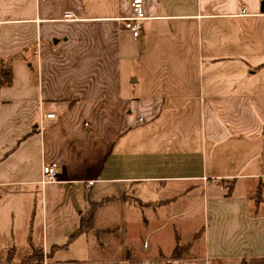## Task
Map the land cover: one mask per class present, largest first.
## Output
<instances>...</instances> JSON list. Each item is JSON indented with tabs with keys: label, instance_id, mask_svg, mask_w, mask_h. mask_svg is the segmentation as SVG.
I'll return each mask as SVG.
<instances>
[{
	"label": "crops",
	"instance_id": "1",
	"mask_svg": "<svg viewBox=\"0 0 264 264\" xmlns=\"http://www.w3.org/2000/svg\"><path fill=\"white\" fill-rule=\"evenodd\" d=\"M141 1L133 38L131 0H0L1 263L20 262L13 223L23 232L52 194L68 236L93 218L52 245L72 256L41 250L50 264H264V191L250 201L264 182V0ZM47 164L58 183L41 187ZM196 210L186 239L144 245ZM175 246L185 257L169 259Z\"/></svg>",
	"mask_w": 264,
	"mask_h": 264
},
{
	"label": "rangeland",
	"instance_id": "2",
	"mask_svg": "<svg viewBox=\"0 0 264 264\" xmlns=\"http://www.w3.org/2000/svg\"><path fill=\"white\" fill-rule=\"evenodd\" d=\"M229 185L230 183H227V186L225 188L229 187ZM223 192L227 193L226 190H224ZM36 198L37 199L35 201L34 206V215L32 212H30L31 216L29 218L27 227H25L23 232L19 231L18 223L16 221H14L13 223V232L15 234L16 244L18 245V248L23 247L20 249H16L17 254L15 259L19 261L21 257V260H24L31 254L29 252L27 256H24L26 251L29 249L25 248L26 246L28 247V243L26 242L27 238H29V243L32 242L35 244V246H37L35 247L36 249H40L48 253L49 251H52V255H54V257L57 259H65L66 257L72 256L70 253L64 252V249L66 247L61 250L62 248H55L54 246H52L53 244L62 246L66 243V238L68 235L63 229L65 218L67 215V213L65 212V207L61 202H59V198L57 199L56 197H54V195L52 196V194H45V200L43 201L42 198L39 197V195H37ZM41 204L43 205V211L45 213V222L43 220V226L42 214L40 213ZM172 207H174V205L169 206L168 208L165 207L160 208V210H157L156 212L158 218L156 221L165 222L170 215H175L177 212L176 210H173L174 208ZM196 213L197 210L191 212L190 214H186L184 215V217L181 218H170L169 222L167 223L169 226L149 237L148 241L145 240L144 245L150 246L151 243L154 242L155 238L167 240L169 238V233L173 230L175 231V233H180L182 237L181 240L186 239V237L184 236L192 232L193 228L195 227V224H199V218H196ZM187 221L191 224L189 225V227L186 226L184 228L183 225L184 223H187ZM113 237L114 236L110 237L111 240L113 239ZM133 239L134 238L131 236V234L127 233V237L125 238V240L129 241L132 245H134ZM100 241L107 242V237L100 236ZM112 242L115 241L112 240ZM68 252H71V250H69ZM43 260L44 259L42 254L39 264H42L41 262H43ZM18 263L19 262H11L10 264Z\"/></svg>",
	"mask_w": 264,
	"mask_h": 264
},
{
	"label": "trees",
	"instance_id": "3",
	"mask_svg": "<svg viewBox=\"0 0 264 264\" xmlns=\"http://www.w3.org/2000/svg\"><path fill=\"white\" fill-rule=\"evenodd\" d=\"M3 64V63H2ZM9 62L6 63L5 65L3 64L1 71H0V79L1 85H8L10 82L9 79ZM233 186V184H232ZM232 186L227 187L226 189V196L228 197V195L231 193V189ZM264 191V182L261 179L257 180L256 186L253 189V193L250 197V201L252 203V205L254 207L258 206V203L261 201V193ZM92 218H93V206H91L87 212L83 213L80 218H79V222H78V229L71 233L67 240H66V244L69 243V241H71L72 239H74L75 237L79 236V234L82 233H88L90 232L92 226ZM65 244V245H66ZM65 247V246H63ZM54 249V248H52ZM187 247H179V246H175L172 251H171V255H170V260H179L182 259L183 257H185V252H186ZM30 255L24 259V260H20V262L18 264H39V261L41 259L42 256V251L40 249H36V248H31L30 250ZM12 256L13 253L12 252H8L5 256V261L4 263L0 264H10L12 262Z\"/></svg>",
	"mask_w": 264,
	"mask_h": 264
},
{
	"label": "built area",
	"instance_id": "4",
	"mask_svg": "<svg viewBox=\"0 0 264 264\" xmlns=\"http://www.w3.org/2000/svg\"><path fill=\"white\" fill-rule=\"evenodd\" d=\"M130 15L131 17L123 19V28L124 30H127L130 34L131 37L136 38L139 35L140 32V24L142 21L146 20L145 16L143 15L142 12V1L141 0H131L130 5ZM54 119V115L51 113H45V115H41L39 118V125L38 128L42 129L44 127V121L45 120H52ZM41 172H40V178L38 180V184L41 187L47 186L48 184H56L58 183L57 181V176L59 175V170L53 165L47 164V165H42L41 167ZM95 181L94 180H89L85 182L86 187H91ZM43 262L42 264H50L43 256Z\"/></svg>",
	"mask_w": 264,
	"mask_h": 264
},
{
	"label": "water",
	"instance_id": "5",
	"mask_svg": "<svg viewBox=\"0 0 264 264\" xmlns=\"http://www.w3.org/2000/svg\"><path fill=\"white\" fill-rule=\"evenodd\" d=\"M262 6H263V4H262ZM262 11H264V10H262Z\"/></svg>",
	"mask_w": 264,
	"mask_h": 264
}]
</instances>
